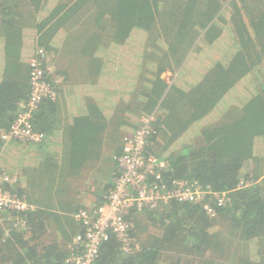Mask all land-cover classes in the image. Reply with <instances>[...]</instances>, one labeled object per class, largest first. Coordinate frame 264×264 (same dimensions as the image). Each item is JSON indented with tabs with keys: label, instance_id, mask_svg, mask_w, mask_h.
Instances as JSON below:
<instances>
[{
	"label": "trees",
	"instance_id": "trees-1",
	"mask_svg": "<svg viewBox=\"0 0 264 264\" xmlns=\"http://www.w3.org/2000/svg\"><path fill=\"white\" fill-rule=\"evenodd\" d=\"M39 48L55 97L33 112L40 141L0 139V169L18 177L4 188L33 203L21 173L52 174L62 188L68 151V170H79L112 144L98 206L125 136L153 116L146 151L167 161L165 180L209 186L229 200L218 206L206 197L215 217L201 202L142 210L133 215L132 251L110 233L93 264H264V0H0V136L28 99ZM68 60L81 82L67 77ZM169 71L171 83L161 76ZM63 103L82 115L61 131ZM47 206L19 213L23 227L0 222V264H66L82 226ZM142 224L155 231L142 237ZM53 231L62 240L42 242ZM235 244L241 249L232 252Z\"/></svg>",
	"mask_w": 264,
	"mask_h": 264
},
{
	"label": "built area",
	"instance_id": "built-area-1",
	"mask_svg": "<svg viewBox=\"0 0 264 264\" xmlns=\"http://www.w3.org/2000/svg\"><path fill=\"white\" fill-rule=\"evenodd\" d=\"M46 56L45 51L39 48L31 57L28 99L22 104L10 129L1 134L2 141L18 139L23 142H38L43 138V133L34 129L32 117L45 97H55V91L44 77L42 68ZM151 119L153 116L140 118L139 127L132 135L125 136L121 154L114 156L117 172L113 178V186L104 195L103 202L92 209L79 208L72 214L74 220L81 224L82 231L73 238L74 247L65 259L66 264H93L100 244L110 233L120 241L123 252H131L133 238L130 231L134 226L133 215L142 210L157 209L173 201L201 202L205 212L210 217H215L216 210L210 202L204 201L206 197L218 206L229 200L227 192L214 191L209 186L204 187L177 178L165 180L163 174L168 169L167 161L146 151ZM17 181L16 175L0 169V222L12 221L13 225L23 227L25 222L18 214L35 210L36 207L25 195L3 187L5 184L14 185ZM5 212L6 215L3 214Z\"/></svg>",
	"mask_w": 264,
	"mask_h": 264
},
{
	"label": "crops",
	"instance_id": "crops-1",
	"mask_svg": "<svg viewBox=\"0 0 264 264\" xmlns=\"http://www.w3.org/2000/svg\"><path fill=\"white\" fill-rule=\"evenodd\" d=\"M23 52H28L27 50ZM69 52V49H68ZM25 54V53H24ZM26 55V54H25ZM68 57L72 58V56L68 53ZM56 58V56H55ZM56 62V61H54ZM69 62V60H68ZM63 67V65L58 61L57 63H54L53 67ZM69 73V78L72 79V83L81 82L82 79H78L80 75H77V68L74 63H68L67 65V77ZM74 74V75H72ZM77 75V76H75ZM162 76V75H161ZM68 82V81H67ZM76 111L71 107L66 111L65 104L63 103L60 108L61 113V131L64 128H68L71 124L72 117L75 115H82L80 112L75 113ZM60 134L62 135V133ZM122 144V143H121ZM68 149V146H67ZM112 150L113 145L109 144V147H105V145H102V149L98 155H96L92 160H89V164H93V172L96 175V178L94 180V183L92 184L91 181H83L79 175V172L82 170H68L65 171V173H62V182L61 187H59V181L56 177V180L51 183V179H48L51 175H43L44 179H40L39 177L34 176V178H28V174L26 172L21 173V179L19 180V184L24 190H28V193L33 196H37L36 198H32L30 196V200L36 204L35 207H37L38 204H47L48 206L44 209L46 211L51 212L53 214L57 213L59 215H67L71 218H73L72 214L74 213L75 209L78 206L84 205L85 208H94L96 204L99 202V198L103 195V184L104 182L107 183V180L111 179L112 176V170L114 168L112 157ZM112 154V155H111ZM71 156L70 152L68 151V160ZM107 159H109L107 161ZM65 162L64 157L60 159V164L62 165ZM108 166V169L105 167ZM100 167H104V170H99ZM61 168V167H60ZM103 173V174H102ZM68 174V175H67ZM56 175V174H55ZM49 176V177H48ZM42 177V176H41ZM68 185H67V182ZM105 185V184H104ZM35 189H38V192H35ZM44 196V197H43ZM43 197V198H42ZM104 197V196H103ZM50 202V203H47ZM32 203V204H33ZM39 207V206H38ZM44 207V206H43ZM48 231H50V228H48ZM54 233V231H53ZM62 235L59 232H55L54 236H48L46 234H43L41 237L42 242H48L52 239L54 240H62ZM73 239V236L72 238ZM69 241V240H68ZM71 241V240H70ZM67 242V246L71 242ZM60 244V243H59Z\"/></svg>",
	"mask_w": 264,
	"mask_h": 264
},
{
	"label": "rangeland",
	"instance_id": "rangeland-1",
	"mask_svg": "<svg viewBox=\"0 0 264 264\" xmlns=\"http://www.w3.org/2000/svg\"><path fill=\"white\" fill-rule=\"evenodd\" d=\"M226 14H228V12L226 11ZM159 37H160V35H159ZM161 38V37H160ZM192 50V48H190L189 49V51L187 52V54L190 52ZM186 54V55H187ZM50 69H52V66H51V68ZM52 71H53V69H52ZM173 73L171 72V71H169V72H164L163 74H162V77H164L165 78V80H168V82H172V79H173ZM109 159H107V161H108ZM69 165H71V163H70V160H68V166H67V160H65V162H64V164H63V166H64V173H65V171H67V169H69L70 168V166ZM108 166L109 165H107L105 168L106 169H108ZM55 167V166H54ZM60 167L61 166H59V165H57L56 166V168L57 169H60ZM55 168V169H56ZM92 168H93V164H86V166H84L83 168H82V170L79 172V175H80V177H81V179L83 180V181H86L87 182V180L88 181H91V179H92V184L94 183V180H95V178H96V175H95V173L93 172V170H92ZM99 170H104V167H100V169ZM51 171H52V169L50 170V168H48V170H47V173H51ZM35 174H36V172H35ZM103 174V173H102ZM67 182V181H66ZM67 185H68V182H67ZM35 192H38V189H35ZM142 226V229H140V227ZM139 228H138V231L141 233V235H142V237H148V235L150 234V233H153L155 230H154V228L152 227V226H148L147 227V225L146 224H142ZM237 247H239L240 249H241V247H240V245L238 246L237 244H235V246L233 247V249H231L232 250V252H234V251H236V250H238L237 249Z\"/></svg>",
	"mask_w": 264,
	"mask_h": 264
}]
</instances>
